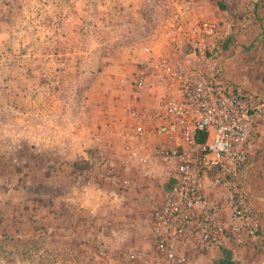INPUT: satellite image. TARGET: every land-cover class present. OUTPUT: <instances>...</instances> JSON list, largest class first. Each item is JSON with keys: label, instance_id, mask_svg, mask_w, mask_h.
<instances>
[{"label": "rangeland", "instance_id": "rangeland-1", "mask_svg": "<svg viewBox=\"0 0 264 264\" xmlns=\"http://www.w3.org/2000/svg\"><path fill=\"white\" fill-rule=\"evenodd\" d=\"M158 1L0 0V264H70L74 252L62 253L47 228L58 205L67 206L62 198L98 203L104 196L83 189L73 164L94 153L105 121L118 120L114 130L127 123L132 99L122 79L154 34ZM195 2L225 25L231 17L243 28L251 22L264 29V0ZM117 165L121 176L120 155ZM159 183V176L143 175L120 194L104 188L122 198V208L136 216L127 221L138 218L134 227L144 230L162 200ZM220 251L204 252L199 264H213ZM234 258L264 264L262 234Z\"/></svg>", "mask_w": 264, "mask_h": 264}, {"label": "built area", "instance_id": "built-area-1", "mask_svg": "<svg viewBox=\"0 0 264 264\" xmlns=\"http://www.w3.org/2000/svg\"><path fill=\"white\" fill-rule=\"evenodd\" d=\"M195 1H158L142 61L122 79L123 93L132 99L127 123L122 130L103 126L91 167L81 173L85 189L111 185L118 194L136 177H160L151 247L121 251L99 244L92 254L125 264H199L210 249L240 252L262 234L244 171L264 118V91L223 81L228 28Z\"/></svg>", "mask_w": 264, "mask_h": 264}, {"label": "crops", "instance_id": "crops-1", "mask_svg": "<svg viewBox=\"0 0 264 264\" xmlns=\"http://www.w3.org/2000/svg\"><path fill=\"white\" fill-rule=\"evenodd\" d=\"M228 20L227 25L222 23L229 32L221 52L223 81L228 86H238L245 91L254 89L264 91V35H262L264 29L261 28L262 23L252 25L250 22L246 28H243L233 18L230 17ZM141 61L140 53L138 64ZM113 121L109 119L103 125L109 124L114 129ZM116 122L119 121L115 119L113 123L116 124ZM94 157L95 150L93 154H88L84 159L90 167V161ZM118 169H120L119 166ZM82 172L79 174L81 175ZM244 183L257 210H260L259 207L264 213V118L259 133L249 149L248 164L244 171ZM83 189L85 188L83 187ZM102 192L104 196L98 203H94L88 198L78 202L69 198L63 201L65 198H62L60 204L66 202L67 206L58 205L60 207L56 209L52 218L54 222L50 223L53 225L47 228L46 219L40 223L49 229L48 237L54 236L62 253L66 250L74 252L70 255V264H125L122 258L101 257L92 254L91 252L99 244H109L114 249L121 251L132 248L149 250L151 247L150 223L152 215L146 217L148 219L145 229L138 230L134 224L139 219H135L132 224L127 221V219L136 216L132 215L127 207L122 208V198L113 196L112 193L108 194L110 192L106 189ZM67 207H70L68 212H66ZM122 219L125 220L124 223L120 222ZM260 223L264 237L263 219ZM52 231L54 234L51 233Z\"/></svg>", "mask_w": 264, "mask_h": 264}, {"label": "trees", "instance_id": "trees-1", "mask_svg": "<svg viewBox=\"0 0 264 264\" xmlns=\"http://www.w3.org/2000/svg\"><path fill=\"white\" fill-rule=\"evenodd\" d=\"M89 163L87 161H78L73 164L75 171L81 172L89 169ZM169 186H167L168 188ZM220 256L217 258L213 264H239L238 261L234 258V251L226 247L220 248Z\"/></svg>", "mask_w": 264, "mask_h": 264}]
</instances>
